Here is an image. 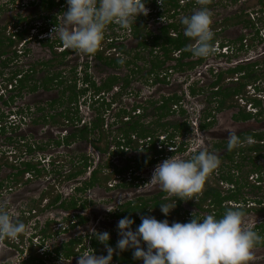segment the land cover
Here are the masks:
<instances>
[{"label":"rangeland","instance_id":"1","mask_svg":"<svg viewBox=\"0 0 264 264\" xmlns=\"http://www.w3.org/2000/svg\"><path fill=\"white\" fill-rule=\"evenodd\" d=\"M8 0H0V4L5 3ZM10 2L13 0H9ZM32 0H22V2H25V6L30 3ZM34 3L38 2L39 0H33ZM58 0H55L57 2ZM186 2V0H184ZM192 1V0H191ZM193 6L189 11L186 13H181L180 18L184 16L191 15L193 12L199 10L201 5L198 3V0H193ZM20 2V1H19ZM12 3V2H11ZM184 4V2H183ZM59 9L55 11L56 8L52 9V13L55 17H58L59 20H62L63 11L66 10V3L62 6H58ZM211 11L212 14V24H215V22L221 21L227 17H232L240 14V11H252L257 7V0H237L236 2L232 0H210V2L206 5ZM30 7L26 6L25 9L22 10L21 16H32L36 15L37 11L33 6ZM247 14V12H245ZM39 13V12H38ZM258 17L260 18L258 20ZM18 16L11 15L10 17V23L14 24L18 20ZM29 19L34 20L33 17H29ZM147 25L150 29L156 30L163 22H165V19H157L154 16H149L146 19ZM254 22H258L262 31L264 29V13L258 14V16H255ZM230 23H227V26ZM40 25H43L40 24ZM110 25L111 28H110ZM106 30L104 39L101 42L102 48H105L108 44V41L111 38H114L115 35L124 36V41L127 49H135V43L136 41H133L131 37L128 36L127 29L121 28L118 24L112 23L110 24ZM41 26H39L40 28ZM30 28V24L27 25L28 29ZM227 28L228 30H223V33L221 36L226 37V39H234L236 38L240 33L246 35L247 37L249 34L251 37L254 35V28H251L249 26H245L244 23H235L232 25H229ZM12 31V29H10ZM38 30H30L29 34L36 35ZM31 36V35H30ZM57 38L58 33H56ZM35 37V36H34ZM53 37V35H52ZM54 39V37H53ZM115 39V38H114ZM32 40H27L26 44ZM119 42V41H118ZM250 42V40H248ZM252 47L250 48V51H237V45L233 46L236 52V60H242L243 58H247L250 56H254L255 54L261 53L264 50V40L263 44L258 41V39L251 40ZM116 43V42H115ZM35 47L33 44L29 45ZM36 50V48H35ZM45 52V49H43ZM219 51V54L218 52ZM213 52L210 56L205 58V62L199 66L197 69L182 73V72H174L169 74L165 82H157L152 87H148L147 84L149 82H145L141 77L135 78L130 86L131 88L126 92L120 95L118 97L114 104L111 106L107 112H105V124H110L111 121H113V113L117 111L115 108H129L135 104V103H141L144 102V100L151 98L154 96V98H158L160 95L166 94V93H177L178 95H182L185 91L189 93V85H195V88L202 89V93L196 94L195 96H184L185 104H186V112L188 111V115H192L194 111V115L197 116L198 111L204 106V95L205 93H208L206 89H208L209 84L214 80V72L211 73V69L216 71L217 69H225L231 63H236L237 61L232 62L230 54L229 55H223L222 56V50H217ZM224 52V49H223ZM234 52V53H235ZM132 53H135V51H132ZM146 54L147 52L144 51ZM121 56L123 58L131 59L133 57V54L129 55L124 52H120ZM33 55V54H32ZM90 55V54H89ZM91 57H87L84 53H81L79 51H74L71 53L68 57H65L60 65H58L55 68V71L57 69H63V80L66 79L65 84L67 83V79H71L74 77V75L78 78L77 84L79 87H86V85L82 82V78L85 76V72L88 73L89 77L96 82L97 85L101 83V80H103L107 74H109L110 70H106L104 65L96 59L94 56L90 55ZM35 59V57H34ZM11 70H8V73L13 70L14 67V61H11ZM138 65H142L143 61H137ZM26 65V64H25ZM146 69L149 68L148 62L145 63ZM74 68V72L71 70ZM125 68L129 69L128 67H120L119 75H123L122 73ZM130 70V69H129ZM61 71V70H60ZM128 71V70H127ZM41 74L37 75L36 78L38 81L36 83H39ZM167 83V84H166ZM227 81L223 83L224 86L226 85ZM250 86H247V91L253 93L254 85L250 83ZM261 87H264V81L260 83ZM257 92V91H256ZM69 93V92H68ZM27 94V93H26ZM62 94L61 87L54 89L52 91L48 92H41L39 91L36 95H28L25 96L26 98L23 99V97H16L14 103H10L8 105L2 104L0 101V113L7 112L9 109L13 110V112H18V109H22V112H18L19 115H24L25 120H19L16 115V121H13L10 117H4L3 120H0V125L5 126L4 132L0 133V153L1 155L7 160V164H3L2 167H0V181H2L3 186L0 189V203H3L7 206V211L9 214L13 217L14 220H17L18 217L21 215V211L24 210V213H31L32 221L35 222L38 221L39 228H42L44 226V222L47 220H54L58 221L59 223H56L52 225L54 229L59 227H66L67 224L65 222V217L68 215L67 212H63L61 209H58L56 207L50 208L49 210H43V212H39V209H36L34 205V201H36L40 196V194L46 190H48L52 185L55 187L57 193H62L63 197L65 198H71V197H79V201L86 202L85 211H80L81 214L85 215V218L87 219V222L83 225L71 228L68 232L67 231H61L57 235H52L49 240H47L46 244L48 245V249H55L56 247L61 246L63 242L69 241V239H73L76 237H83V241L85 240L86 243H88L91 238L94 236V231L103 233L108 232L110 234V239H115L118 241V229L117 224L120 219L123 217H117L116 212L120 210V206L125 204L127 201L136 200L138 198L143 199H149L150 197L155 196L158 192L163 191L162 188L158 184L151 183V177L152 173L155 169V167L162 163L166 157L160 158L158 160L157 164H154L151 167L143 168L141 169L139 173L141 178L146 179L147 181L144 183H141L142 185L139 186H128V187H121V188H105L101 187L100 189H93L91 191H88L87 194L79 196L78 193L74 191V187H76L78 184V180H71L68 181L64 178L65 174L69 169L74 168V166L77 164L78 159L80 155L88 154L89 157L92 160V167L95 166V164L98 161V155L100 156V175H105V173H110L114 167H123L126 166L130 159H134L138 156H142V154H138L134 151H128L124 154H118V156H114L112 153L116 150V143L115 139L116 136L119 134L114 131V126L111 127L112 130H107V140L109 141L110 147L109 150H107V153L100 154L93 145L91 146L89 142H86L85 140H77L74 142H71L69 145L62 144L60 146H57L55 144V141L61 137L65 133H68V131L71 129L69 126L65 125H51V124H35L33 123V119L38 118L39 113L41 111H36V107L38 105H43L41 107H46L49 105V102L53 99H56L57 96L59 97ZM104 99L106 103H109V100L112 98V96L109 93H104ZM149 95V96H148ZM263 95V93H262ZM98 96L93 93L91 89H88L87 94L84 96L85 102L82 101V98L80 99L79 106H78V115L80 118H82V122L85 121V123H89L92 120H95L97 115V107L100 106V102H96L94 105V108L88 107V103L92 104L95 100H97ZM21 99H23V102H21ZM16 101H19L16 102ZM245 99L242 100V103H245ZM145 104V103H144ZM184 104V106H185ZM249 102H247L245 105L247 107V110H251L249 107ZM32 106L33 108L29 107ZM36 105V106H35ZM35 106V107H34ZM65 109H71L70 103H65L64 106H62V109H58L60 111H63ZM57 110V111H58ZM150 110V109H149ZM148 110V111H149ZM73 111V109H72ZM12 112V113H13ZM74 112V111H73ZM42 113H46L45 108L42 111ZM235 113V110H228L224 111L223 113H220L217 116V123L208 130L205 138H207L208 144L204 145L203 150H209L210 153L213 154L214 150L211 148L214 142H220V140H227L229 139L231 134H236L237 132L240 133L242 131L247 130H263L264 128V120H250L246 122H234L232 121V114ZM14 115V114H13ZM7 119V121H6ZM29 119H31L29 121ZM148 121H153L155 119L154 116H149ZM146 119V120H147ZM173 121H181L184 119V116L182 114L174 113L171 118ZM44 124V126H43ZM106 129L107 127L104 126ZM232 131L233 133H231ZM91 143L97 140V144L100 146H104L103 141L98 140V133L91 132L90 135ZM186 141L191 142L189 149L186 151L187 156L179 157L182 159H186L187 157H192L196 154V151L199 150L200 143L197 142V135L195 133H192V135H186ZM210 141V143H209ZM205 143V142H204ZM45 145L44 150H35L33 152H28L27 148L28 145ZM206 144V143H205ZM211 149V150H210ZM202 150V151H203ZM223 152V149L219 150V154L217 153V157L220 160L219 167H224V163L226 160L221 159L220 156ZM198 153V152H197ZM127 155L128 161H126L125 158L122 156ZM40 157L43 159L40 160ZM121 157V158H120ZM47 158L53 160V165L49 163V160ZM33 161V163L37 164V168L41 169L40 174H33L34 176L32 178L28 177V173L25 174L21 181L26 182H20L15 183V179L13 176V173L17 171L19 168H23L22 162L23 161ZM42 161V162H41ZM110 163L111 167L107 168V164ZM261 164L264 165V160H261ZM109 165V164H108ZM106 166V167H105ZM218 167V168H219ZM217 168V169H218ZM130 171V170H129ZM219 170H217L218 172ZM63 172V173H62ZM216 172V173H217ZM83 176V175H82ZM79 176V177H82ZM210 176V175H209ZM208 176V177H209ZM128 178V175H127ZM256 179L255 174L250 175L251 179ZM20 179V177H19ZM81 179V178H80ZM114 179L116 177L114 176L112 180L109 182L114 184ZM254 180H248L249 182L253 183ZM118 181V180H117ZM107 186V185H106ZM264 186V184H263ZM12 187V189L10 188ZM57 187V188H56ZM111 189V190H108ZM54 193V192H53ZM244 198L249 201H255L258 199L264 198V195L261 191L255 190L252 188V186L245 187ZM173 194L167 193L163 198L169 199L172 197ZM51 197V195H50ZM48 200L47 198H45ZM42 202L43 205L46 203V200ZM199 200V194H195L193 198V203H196ZM174 203V202H173ZM151 204V202H149ZM193 205V204H192ZM188 205L187 203H183L181 207V212L179 216H171L176 219H182V217L186 218L187 216H190L191 214L195 215H205V212H198L197 208L193 205ZM152 211V210H151ZM254 212V211H253ZM249 212V214H245L244 216V223L243 227L245 228H251L256 224H259L261 222L264 223V212L255 211ZM186 213V214H184ZM34 215V216H33ZM154 216V215H151ZM155 217V216H154ZM181 217V218H179ZM167 219V217H162L161 221ZM18 221V220H17ZM31 221V222H32ZM23 222V221H22ZM26 225V230L24 232V236L21 239L23 241L24 246L26 247L28 243L30 242L29 236L32 235L34 232L32 230L33 225L30 223V220L28 221ZM57 226V227H56ZM136 229V228H135ZM133 229V230H135ZM39 231V229H38ZM67 232V233H66ZM16 240L11 239H0V264H20L19 261L22 257L20 253V248H22V245L20 242L18 245H16ZM16 246V248H15ZM253 259L248 262V264H260L259 261H261L262 254L264 256V250L261 247H254L253 248ZM99 255V254H96ZM79 256V255H78ZM58 259H45L46 264H77V256H73L69 259H66L63 257V255L58 256ZM258 262V263H257ZM143 264V262H141ZM264 264V263H261Z\"/></svg>","mask_w":264,"mask_h":264},{"label":"trees","instance_id":"2","mask_svg":"<svg viewBox=\"0 0 264 264\" xmlns=\"http://www.w3.org/2000/svg\"><path fill=\"white\" fill-rule=\"evenodd\" d=\"M182 0H164L163 5L157 4L156 0H147L146 8L149 6L151 7V13L145 15H140L136 18L135 23L131 24V26L128 28L130 29L132 35L135 38H138V44L135 49H125L123 46L117 47V50L124 52L126 54H133V57L131 59H125L123 64H120L118 61L121 60L118 56H105L102 52H97V50L92 53L95 55L96 59L102 60L103 64L112 66V67H121L122 65L125 67H129L130 72L132 73V76L130 74L125 75L124 77L119 76H112L106 81H103L101 85H97L94 80H92L88 73L85 72V76L82 78V82L84 84H87V87H79L77 84L78 78L74 75L71 79H67L68 84H64L66 79L63 80V75L58 74L54 75L49 78V81L53 82L54 79H58V85L64 86V90L62 93L64 94V91L67 90L69 93L67 94L66 102L70 103L71 109H65L63 111H56L53 113H43L42 119L43 122L46 124L51 125H72L73 130L68 135L63 136L55 141L57 146H60L62 144L69 145L71 142L77 141V140H87L88 135L91 132H98V135L100 136L101 140L104 143V146H100L97 144V140L92 142L91 144L98 149L102 153H107V150H109L110 144L107 140L106 132L107 130H112L111 127L116 125V128L114 129L115 132H117L119 135L116 136L117 139H115L116 143V150L113 151V155L118 154H124V150L121 149V146H125L128 149L132 150H139L142 152H146V155H144L141 158L134 159V164L128 163L127 166L118 168L114 167L110 173H105V175H100L99 170H94L92 173L91 178L87 182H82V185H77L75 187V192L83 193L86 188H91L96 186L97 184L101 185L102 187H107L106 185L112 178L116 175H120V182L122 187H128V186H137L139 184H136L139 180V177H136L133 175V172L135 173L137 170H141L143 168L151 167L154 164L158 162V159L161 155H165V149L159 148L160 145H164V141L160 140V136L166 135L167 141L172 140L174 138L179 139L181 135H185L190 133V126L186 122L180 123L176 120L170 119L171 116L176 112L173 109V105L179 103L182 101V96L178 95L177 93H174L170 96H162L160 99H150L145 102V104H137L135 103L131 110H128L124 107L117 108V111L113 113V121L110 122L108 127L105 129V112L110 109L111 103H106L104 98L103 101H101L100 106L97 107V115L95 120L91 121L90 125L85 124V126H82V128H79L77 123H80L81 118L78 115V100L81 98L84 94H86L88 89H91L94 94H100L101 92L105 91L108 92L112 89L113 85L115 83L120 82V90L115 96H113V103L115 100L120 97L121 94L126 93L127 89L130 88V84L133 78H137L138 73L143 74L145 71L146 73L142 76L145 81H148L150 76H153V81H163L165 82L166 76L173 71H180L184 72L186 70L193 69L195 66L201 64L202 61L205 60V58H198L192 55V53L187 49V46L192 44L194 45V40L191 38H187L184 35V26L181 24V18L179 17L181 13H186L191 9L193 6L194 1L187 0L184 2V4L181 2ZM236 2L237 0H232ZM66 2V0H62L61 3ZM46 3H48V6L46 8H51L55 4V0H46ZM60 2L58 3V5ZM257 4L261 6L260 11L264 12V0H257ZM245 11V10H244ZM244 11H240V14L232 17H227L221 21L215 22V24L211 25V28L213 30L219 28V27H228L229 25L235 24V23H244L245 26H252L254 27V22L252 21L251 17L248 14H245ZM190 15V14H189ZM188 15V16H189ZM149 16H154L158 20L159 19H165V22H163L158 28L155 30H152L148 27L146 19ZM187 16V15H186ZM227 23H230L227 26ZM112 25H110L111 28ZM30 33V28L25 29L21 32L17 33V38L14 39L12 36L9 38L10 43L5 45V43L2 41V38H0L1 43L3 44L0 51L4 52L7 49L11 48L14 43H19L24 38H26ZM4 34V33H2ZM215 34V32H214ZM244 35H241L239 38L235 39L234 41L237 44H239V49H243V39ZM261 40L259 37V31H255V37L253 39ZM218 38L217 35H214L213 45L215 42H217ZM252 40V38H251ZM230 42V41H229ZM48 44V43H47ZM229 44V43H228ZM223 45V43H222ZM115 46V43H109L108 47L113 48ZM99 48V47H98ZM132 51H135V53H132ZM144 51L147 53L145 54ZM66 54V53H65ZM196 58V59H193ZM143 61L144 63L142 65H138L137 61ZM149 64V68L146 69L145 63ZM174 64H169V63ZM260 66V63H240L235 68H229V69H221V72L217 75V79L209 86L208 93H205L206 99L209 102V105L217 106L218 109H223L226 107H229L232 105V103L237 101V98L240 96L242 98L248 97L249 101H251V105L255 108H259V112L257 113L259 117L263 118V108H262V100L257 97H250L247 95V89L246 87L253 83L255 80H257L258 72H262ZM263 69V68H262ZM74 72V68L71 70ZM214 70H212L213 72ZM3 72H0V79L4 78ZM18 72H14L12 75H10L9 78H5L6 80H9V82H13L14 78H16ZM229 74H238V85H235L234 87L224 86L223 83L229 76ZM216 76V75H215ZM140 77V76H139ZM28 75H25V79L27 80ZM19 86H18V93L17 94H11L7 96H0V101L2 104L8 105L10 103H14V100L16 97H20V90L21 88L26 86V82L23 81V79L19 78ZM48 80H44L41 85L46 86L47 88ZM34 86L30 87L31 90H34L38 87V83H34ZM217 87V89H216ZM190 92L192 95L199 94L202 92V89L199 90L195 87L190 86ZM15 91V89L13 90ZM237 96V98H236ZM63 98V97H62ZM100 98V97H99ZM58 102L60 104H63V100L59 99ZM96 102H100V100H95L94 103L90 104V107L93 109ZM55 102H53L51 105H54ZM44 108L38 107L37 111H43ZM73 109V111H72ZM140 109V112L135 115L137 110ZM150 109V110H149ZM149 110V111H148ZM10 113L13 112V110H9ZM22 109H18V112H22ZM16 112V113H18ZM186 111L183 108H180L179 113L184 114ZM211 114V111H208L204 115V119L206 120L208 116ZM154 116L155 119L153 121H148L149 116ZM248 115H252V111L248 112ZM5 117V114L2 112L0 113V120H3ZM170 117V118H169ZM147 119V120H146ZM34 121V120H33ZM36 121V120H35ZM209 124L205 123L202 125V128H206ZM5 126H0V133L4 132ZM3 130V132H2ZM167 133V134H166ZM135 136L136 138L133 139L132 136ZM264 134L263 133H250L246 135L245 137H239L240 140H247L249 139L250 142H247V146L245 148V155L246 156H253L257 154L256 157L264 156V147H260V143L262 141V144H264ZM251 137L256 138V141L251 139ZM149 139L148 141H146ZM100 140V139H99ZM145 142L143 146L140 145V142ZM45 145H28L27 151L33 152L35 150H44ZM180 150H183V147H180ZM230 151V150H229ZM191 159V158H189ZM88 158L85 154L80 155L77 164L72 168L71 170L67 171L64 176L65 179L71 180L76 179L79 176H82L85 171L87 165ZM7 160L0 154V167L3 166V164H7ZM54 162L51 164L53 165ZM23 168H18L15 173H13L14 179L16 180L15 183L20 182H26L21 181L22 178L26 173H30L32 177L37 174H40L41 169H38L37 164L33 163V161H23L22 162ZM110 167V165L107 166V168ZM130 169L132 170V173L130 177H128L129 180H127V174ZM258 171L261 173L262 169H258ZM254 172V171H253ZM63 173V172H62ZM20 177V179H19ZM209 180H206L204 187L202 189L203 196L201 197V202H196V204L199 207H202V205L208 201V199L211 197L213 198V202L220 205L222 201L228 200V201H235V203L240 202V196L243 194L242 187H246L245 185H239V180L236 181L235 184H238L236 189L233 192H230L227 196H223L221 191L219 190V180L214 179L213 181L210 180V177H208ZM20 181V182H19ZM3 186L2 181H0V188ZM119 186V185H117ZM252 188L255 190L263 191L264 188L258 184H251ZM56 189L52 185L48 190L42 192L40 194V197L34 201L36 204L34 207L36 209H39V212H43V210L50 209L53 207H56L58 209H61L62 211H69V210H81L86 207V202L84 203L79 201V197H71V198H63V195L61 193L55 194ZM54 192V193H53ZM167 192H161L160 194H157L153 197H150L149 199H143L138 198L136 200L128 201L127 203L120 206V210L116 212L117 217H130L132 218L135 223L132 227L139 226L141 223V216H151L154 215L157 220L161 221L164 214L160 210V204H166L169 207H173L176 203V206L170 211L169 215L171 216H179L181 212V204L184 200H180L179 198L176 199V196L170 197L169 199H162V196H164ZM51 195V197H50ZM195 196V194H194ZM193 196V198H194ZM47 198L48 200H46ZM44 199L46 200V203L43 205ZM245 200V199H244ZM264 198L258 199L257 201L262 202ZM151 201V204L149 202ZM175 201V202H174ZM189 203L193 204L192 199L187 200ZM192 201V202H191ZM174 202V203H173ZM211 204V203H209ZM152 210V213L149 211ZM225 211L229 209V207L224 208ZM234 209H242L244 213L248 211L246 207H234ZM168 215V221L171 224L172 222H180V223H187L190 222L191 218L186 219L182 217V219H176L174 217H169ZM34 216V215H33ZM75 218V219H74ZM181 218V217H179ZM197 218V217H196ZM77 219V220H76ZM65 222L67 224L66 227H59L54 229L52 225L56 224V221L53 220H47L44 223V227L41 228L39 231V242L37 245H34V243H31L29 246L26 247V250L21 249L22 253H25L22 256V260L20 261V264H45V259H52V258H58V256L63 255L64 258L69 259L73 256L82 255L84 250L83 245V239L82 237H76L73 239H69L67 242L61 243L62 245L59 247H56V249L52 251L45 250V244L46 240H49V238L54 234L57 235L61 231H67L68 228H73L77 224L85 223L87 219L78 213H74L73 217H65ZM76 220V222L71 223L72 221ZM24 223V221H23ZM252 230L256 231L261 237H264V225H256L252 228ZM21 236V235H20ZM20 242L21 239H20ZM91 246L93 250L95 251V254L99 255H106V248L105 245L100 243L95 237L90 239ZM23 244V243H21ZM81 245L80 249H77V247ZM108 245L115 248L116 241L115 239H109ZM264 246V241H261L256 244L255 247H261ZM54 254H57L55 257L52 256V252ZM131 249L121 252L119 254H114L113 259L118 260L121 264H135L139 260H134L132 256Z\"/></svg>","mask_w":264,"mask_h":264},{"label":"clouds","instance_id":"3","mask_svg":"<svg viewBox=\"0 0 264 264\" xmlns=\"http://www.w3.org/2000/svg\"><path fill=\"white\" fill-rule=\"evenodd\" d=\"M156 2L162 6L164 0H156ZM181 2L185 1L182 0ZM209 2L210 0H198L201 5L199 10L181 18V24L184 26V35L194 40V45H188L186 50L190 51L195 57L206 58L213 52L221 51L224 47H227V52L225 53L222 50L221 54L222 56L231 55V47L227 42L222 45V41L218 39L214 45L212 43L215 34L211 28L212 14L210 9L206 7ZM146 3L147 0H66V10L63 11L62 22L54 26L51 34L53 32L58 33L59 40L66 49L92 54L100 46L104 39L105 30L110 24L116 23L121 28L128 29L131 24L135 23L138 16L150 14L152 11L151 7L148 6L146 8ZM260 9L261 6L257 4V7L252 11H246L253 22L255 16L264 13ZM249 27L254 28L253 37H255V31H259L261 40L258 41L263 44L264 29L262 31L258 22H254V27ZM38 28H35V30ZM245 37L247 40H243V49L251 48V38L253 40V37L250 34L248 37L246 34ZM25 40L27 41L28 39L25 38ZM25 40H22L23 44L26 42ZM236 45L237 50H239V44ZM217 52L219 54V51ZM118 62L123 64L124 60L121 59ZM5 78L9 77L4 76V78L0 79V87L7 89L9 83L15 84L13 80V82H9ZM141 78L143 79V77ZM153 78V76H150L148 81L143 79L145 82H149L147 84L148 87H150L151 83L162 82H154ZM249 86L251 89V85ZM12 89L13 87L7 89L0 96H6L8 91ZM247 95L252 98H260L261 100L264 98V95H256L254 91L251 94L247 91ZM181 96L184 98L183 94ZM147 100L137 104H144ZM240 102H242V99ZM184 104L183 99L177 103L178 106L182 105V108L185 109ZM252 107L249 104L248 108L254 111ZM9 110L5 112L6 117H15L16 115L19 120L25 118L24 115H19L16 112L10 113ZM139 112L140 109L133 114L137 115ZM176 112L178 113L177 110ZM80 123L76 122L78 126ZM162 136H160V140L166 141L167 137L165 135ZM240 144V138L234 133L231 134L228 140V149L232 150ZM164 149L167 150L165 143ZM42 159L40 157V160ZM48 160L49 163L53 162L52 159L48 158ZM219 164V158L206 150L199 151L191 159L187 160L172 156L155 167L150 182L158 184L163 191L175 195L176 199L187 201L203 189L209 174L216 170ZM118 176H115L116 179L119 178ZM28 177L32 178V175L28 173ZM255 177V180L251 178V180H254L253 184L263 186L264 176L262 177V173L255 174ZM109 184L111 183L108 182L107 188H115L116 183L112 186ZM10 188L12 189V187ZM175 206L176 203L173 207L160 204V210L164 216H168ZM6 209L7 206L0 203V239L16 240V245H18L20 243L19 238L24 236L25 224L30 220V223L34 224L32 228L34 232L29 236L30 242L27 246L31 243L37 245L41 229L38 226V221H32L31 213H24V210L21 211L18 221L14 220ZM78 212L75 211V213ZM83 216L85 217L84 214ZM244 216L245 213L242 209L231 208L227 209L219 218L215 214H208L203 218L193 217L187 223L172 222L170 224L167 219L160 221L154 216H141V223L135 230L132 229L135 221L126 216L118 221L119 239L115 248L108 245L110 239L108 232L99 233L94 231L95 238L105 245L107 254L96 255L95 251L89 248L88 251L78 256L77 264H112L114 263V254H119L129 249L133 250V259L142 261L143 264H248L253 259V248L257 243L264 241V237H261L252 229L243 227ZM56 222L59 223L58 221ZM21 245L20 253L23 256L25 253H22L21 249L26 250L27 246L25 247L24 243ZM22 259L21 257L20 261Z\"/></svg>","mask_w":264,"mask_h":264},{"label":"flooded vegetation","instance_id":"4","mask_svg":"<svg viewBox=\"0 0 264 264\" xmlns=\"http://www.w3.org/2000/svg\"><path fill=\"white\" fill-rule=\"evenodd\" d=\"M61 1L62 0H58L57 2H55L57 4H55L51 8H46L48 6V3H46V0H39L37 3L36 2L34 3V1L32 0L26 6H28L30 8L33 6V8H35V10L37 11L36 15L29 16L30 18L33 17L34 20L29 19V17L27 15L26 16H21L20 15L22 10L26 8L25 2H22V0H13V1H11L12 3L8 0V1H6L8 3H5V5H3V3L0 4V38H2V41L5 43V45L6 44L8 45L10 43V39L9 38L11 36H12V38H17V33L25 30L27 28V25L30 24V30H35V28H38L39 26H41L40 28L37 29L38 33L36 35L29 34L26 37V39L32 40V41H30V42H28L26 44L27 41L24 38L23 40L26 41L24 44H23V41H20L17 44L14 43V45L11 48L7 49L6 51H4V52L0 51V72H3L2 74H4L5 76H8V77H10V75H12L14 72L15 73L16 72L19 73V74H17L16 78H14V80H13L15 82L14 87H13V89L11 91H8V95H11V94L15 95V94L18 93V86H19L18 79L19 78L23 79V81H25L27 83L26 86L21 88V90H20V97H23V99L26 98L25 96H27V94L28 95H36V94L39 93V91H41L43 93L44 92H48V91L50 92V91H52L54 89H57L59 87H61L62 91L64 90V86L63 85L65 83H63V85L60 86V85H58V79H54L53 82L49 81V78L51 79V77H53L54 75L58 76V74H62L63 73V71H62L63 69H59V70L57 69V71H55V68L58 65H60L61 63H63L62 60L65 57H68L74 51H77V50H73V49L64 48L62 43L60 42L59 38H57L56 32H53L51 34L52 29L54 28V26L56 24L59 25L62 22V20H59L58 17H55L53 15V13H52V9L53 8H56L55 11H57L59 9V7H58L59 5L63 6L66 3V2L61 3ZM59 2H60V4L58 5ZM11 15H16V16L19 17L18 20L16 21V23H14V24L10 23ZM42 23H43V25H40ZM10 29H12L11 34H10ZM223 30H228V29L224 28V27H219V28L213 30V32H215V34L217 35V38L219 40H221L222 43H224V42L229 43V45L231 47V52H232V54L230 55L231 60H232V62L237 61L236 63H231V65L226 67L225 69L235 68L240 63H247V62L248 63H260V66L263 69L260 68L262 72H258L257 75H258L259 78L252 83L254 85V88H252V89L254 90L256 95H262V93L264 95V87L260 86V83L262 81H264V50L261 53L255 54L254 56L243 58L242 60H238V59L236 60V52H235V49L233 48V46H236L237 43L231 42V41H234L235 39L239 38L241 36V33L234 39H226V37L221 36V34L223 33ZM127 31H128V36L131 37V39L133 41H136L135 47H137L139 39L135 38L132 35L130 29H127ZM13 32H15V33H13ZM2 33H4V34H2ZM52 35H53L54 39H53ZM114 38H111L108 41V44L116 42L115 46L113 48L108 47V44L106 45L105 48H102V46L100 45L98 50H97V52H102L103 55H105L106 57L107 56H115V57L118 56L121 59L125 60V58H123L121 56V54H120L121 51L117 50V47H120V46H123L125 49L127 48L125 46L126 44L123 43L125 37L122 36V35H120V37L118 35H115ZM243 40H247L246 37H244ZM31 44H33L35 47H33V46L29 47V45H31ZM2 45L3 44L0 41V49H1ZM247 45H248V43H247ZM35 48H36V50H35ZM43 49H45V52L43 51ZM237 51H250V47H248V49H241V50L239 49ZM85 55L88 58L91 57L90 55L95 57V55H93V54H90V55L89 54H85ZM34 57H35V59H34ZM126 59H128V58H126ZM193 59H196V58H193ZM11 61H14L16 63H14L13 70L8 73V70H11V67H10L11 64H12ZM99 61L102 63V65H104L106 70H110L109 71L110 73L107 74L106 77L103 80H101V83L99 85H101L103 83V81L108 80L109 78H111L114 75L119 76V77H124L125 75L130 74L132 76V73L127 68H125V70L122 71V73H124V74L121 76V75L118 74L119 73V71H118L119 69L118 68H120V67L108 66V65L103 64L102 60H99ZM204 62H205V60L202 61L201 64L195 66L193 69L186 70L184 72L187 73V72L193 71V70L197 69L199 66H201ZM169 64H174V63L172 62V63H169ZM121 67H125V66L122 65ZM212 70L213 69H211V73L214 72V76L215 75L216 76H215L214 80L209 84V86L217 79L216 77L221 72V68L217 69L216 71H213V72H212ZM174 72H176V71L170 72V74L174 73ZM184 72H182V73H184ZM145 73H146L145 71L143 72V74L138 73L137 78H139V76L141 77V75L143 76ZM39 74H41L40 75L41 77H40V81L38 83V87L36 89H34V90H31L30 87L34 86L33 84L36 83V81H38L36 76L39 75ZM25 75H28L27 80L25 79ZM134 79L135 78H133L132 81ZM44 80H48V82H50V84H48L47 88H45L46 86H42L41 85V83ZM226 81H227L226 85L231 87V88L234 87L235 85H238V83H239L238 82L239 81L238 80V74H229V76L227 77ZM85 85L87 87V84H85ZM153 85L154 84L151 83L150 87H152ZM190 86L195 87V85H189V88H190ZM130 88H131V86H130ZM14 89H15V91H13ZM198 89L201 90L200 88H198ZM216 89H217V87H216ZM119 90H120V82H117V83H115V85H113V87H112V89L110 91H108V92L103 91L100 94H96V96H98L97 100L99 99L100 103H101V101H103V98L105 96L104 92L105 93H109L112 96V98L109 100V103H111V106H112L114 104L112 102V101H114L113 100V96H115V94H117L119 92ZM200 93H202V92H200ZM67 94H68V91L65 90L64 94L62 93L59 97L57 96L56 99L51 100L49 102V105L44 107L46 113H53L54 114L58 109H62V106H64V104L67 103L66 102ZM86 94H87V92H86ZM86 94H84L81 97L83 102H85L84 96ZM182 94L184 96H186V95L189 96V94H190V96H195V95L191 94L190 89H189V93L187 91H185ZM170 95H172V94L166 93V94L160 95L158 98H154V96H152L151 98H148V100H150V99H160L162 96H170ZM206 98H207L206 95H204V106L200 109V111H198L197 116H195L193 114L194 111H193L191 116L188 115V111L185 112L184 114H182L184 116V119L179 121V122L180 123L186 122L187 124H189L190 133L185 134V135H181L179 139L174 138L172 140L164 141L165 148L167 150L165 151L166 154L165 155H161L160 158L166 157L168 159V158H170L172 156H179V157H184L185 158L187 156L186 151L189 149L190 144H191V142L186 141L185 138H186V135H189V134L192 135V133H195L197 135V142L200 143L199 150L196 151V154H197V152L202 151L203 148H204V145L208 144L207 138H205V137H207L206 134H207L208 130H210L217 123V116L220 113H223L224 111H228V110H233L234 111L235 110V113H233L232 116H231L232 121H234V122H246V121H250L252 119L253 120H259V121L264 120V117L261 118L257 114L259 112V110H258L259 108H255L253 106L252 109H254V111L253 110H249V109L247 110V107H246L245 104L247 102H249V103L251 102V101H249L248 97L242 98L240 96L239 98H237V96H236L238 103L234 102V103H232L231 106L223 108V109H218L217 106L214 107V105H209V102L207 101ZM23 99H21V102H23ZM59 99H62L64 101L63 104H60L58 102ZM80 99L78 100V103H81ZM241 99L242 100L245 99V101H247V102L241 104L240 103ZM185 101L186 100L183 98V103H185ZM14 102H15V100H14ZM16 102L19 103V101H16ZM53 102H55L54 105H51ZM182 105H179V106L177 104L173 105L174 110L178 111L177 114H179V111H180V108H182ZM41 106H43V105H38L36 107V111H37V108L41 107ZM111 106H110V108H111ZM29 107L33 108L31 105ZM88 107L90 108V104L89 103H88ZM185 107H186V104H185ZM262 108H263V113H264V98H262ZM115 109H117V108H115ZM127 109H129V108H127ZM58 111H60V110H58ZM185 111H186V109H185ZM208 111H211V114L205 120L204 119V115ZM249 111H252V115L251 116L248 115ZM42 114L43 113L41 111L39 113V115H38L39 117L33 119L34 120L33 123H35V124L44 123L43 119H42ZM22 120H25V118H23ZM30 120L31 119H29V121ZM90 123L91 122L85 123V121H83V122L80 123L79 128H82V126H85V124L90 125ZM205 123H207L209 125L206 126V128H204V127L202 128V125H204ZM44 124H43V126H44ZM105 126L108 127V124H105ZM69 127H71V129L68 131V133H65L63 136H66L70 132H72V130H73L72 125H69ZM115 128H116V126H115ZM230 132L233 133L232 131H230ZM258 132L264 134V129L263 130H257V131L247 130V131H242L240 133L237 132L236 135L238 137H241V136L245 137L246 135H248L250 133H258ZM95 133H98V132L96 131ZM89 135H88V139L85 140V141L89 142L90 145H91V141H89L90 140V138H89L90 136ZM132 138L135 139L136 137L133 135ZM99 139H100V136L98 137V140ZM251 139L256 141V138H254V137H251ZM228 140L229 139L220 140V142H217V143L214 142L213 145L211 146V148H213V150H214V152H213L214 155H217V153L219 154V150L223 149V152L220 153L221 154L220 158L226 160V162L223 164L224 167H219L218 169L214 170L212 173L209 174L210 175L209 176L210 180H212V181L214 179L219 180V186H220L219 190L221 191L223 196H227L230 192H233L236 189L238 184H235V183H236L237 180L242 182L239 185H244V184L246 185L247 184L246 182H248L249 184H247L246 187L247 186H251L252 183L248 181V180L251 181V179H249L250 175L259 174L258 169H262V171H261L262 177L264 176V165L261 164V160H264V156L260 155L259 157H256L257 154H255L253 156H249V155L246 156L245 155L244 151H245V148L247 146V142H250V140L249 139H247L245 141L241 140V144L238 145L237 147L233 148L230 151H229V149L227 147ZM146 141H148V140H146ZM145 142L141 141L140 145L143 146V144ZM209 143H210V141H209ZM162 146H164V145H162ZM180 147H183L182 151L180 150ZM260 147H264V144H262V141L260 143ZM168 148H172V149L169 150ZM121 149H123L125 153L128 152V151H134V152H137L138 154H142V156L136 157L137 159L143 157L144 155H146V152H142V151H139V150L128 149L127 147H125L123 145L121 146ZM96 150L100 154H105V153L100 152L98 149H96ZM206 151L209 152V150H206ZM86 156L88 158V161H87L88 167H86V171L83 174V176L77 178V180H78L77 184L78 185H82V182L84 183V182L89 181V179L91 178L92 173H93L94 170H99L100 171V167H101V166H99V163H100V158L99 157L100 156L99 155L97 156L98 157V161L95 164V166L93 167V169H91V167H92L91 158L89 157L88 154H86ZM116 156H118V155H116ZM122 157L125 158L126 161L129 160L127 155H124ZM179 157H177V158H179ZM136 158H134V159H136ZM160 158L158 160H160ZM189 158H191V157H187L186 160L189 159ZM134 159H130L131 161H129V163L130 164H134V162H133ZM108 164L110 165V163H108ZM108 164L106 166H108ZM127 165H128V163L126 164V166ZM110 167H111V165H110ZM123 167H125V166H123ZM118 168H122V167H118ZM69 170H71V169H69ZM132 170H134V169H130V171L128 173H126L128 175V177H130V175L132 173ZM217 170H219V171L217 172ZM139 171L140 170H137L135 173L133 172V175H135L136 177H139V180L137 181L136 184H139V186H141L142 185L141 183H144L147 180L140 177L141 175L139 173H137ZM118 177L120 178V175ZM119 178H117L118 181H117V179L115 180V183H116L115 188H121L122 187ZM71 180H76V179H71ZM71 180H68V181H71ZM127 180H129V179L127 178ZM207 180H209V179L207 178ZM117 185H119V186H117ZM101 187L102 186L100 184L99 185L97 184L94 187L86 188V190L83 193H79V192H77V193H78L79 196H81V195L83 196V195L87 194L88 191H91V190L97 189V188L100 189ZM104 188H105V190L107 189V187H103V189ZM262 188H264V187L262 186ZM244 189H245V187H242V191H244ZM108 190H111V189H108ZM74 191H75V187H74ZM54 192H55V194H57V191H54ZM161 192H164V191H161ZM161 192H158L157 194H160ZM262 193H263V191H262ZM197 194H199V200L197 202H201L202 201L201 197L203 196L202 190L200 192H198ZM263 195H264V193H263ZM164 196H162V199H164L163 198ZM174 196L175 195H173L172 197H174ZM244 199H245L244 195L243 196L241 195L239 203H235V201H231V200L230 201L224 200V201H222V203L220 205H218L215 202H213L212 201L213 198L210 197L208 199V201H206L202 205V207H199V206H197L196 204L193 203V205L197 208L198 212H200V213H201V211L205 212V215H201V214L200 215H195V214L193 215V214H191L190 216H187L186 219H189V218H191L193 216H195L197 218H203V217L207 216L208 214H215L217 216V218H219V217H221L224 214V212H225L224 208L225 207H227V208L229 207L231 209H234V207H246L248 209V211L245 213L246 215L249 214V212H253V211L254 212L255 211H260V212L263 211L264 212V200L262 202H259L257 200L251 202L249 200H246V199L244 200ZM192 201H193V198H192ZM84 203H85V201H84ZM183 203H187L188 205H192V203H189V201H183L181 206L183 205ZM209 203H211V204H209ZM84 209L85 208H83L81 210H77L76 212L79 211L78 214H81L80 211L83 212V211H85ZM149 211L152 213V211L150 209H149ZM63 212H67L68 215L66 217L69 218V217H73V215L75 213V210L72 209V210L63 211ZM184 214H186V213H184ZM76 220L72 221L71 223H74V222L77 223ZM85 223L77 224L75 227L83 225ZM261 224L264 225L263 222H261L259 224H256V225H261ZM256 225H254L253 227H255ZM137 227L138 226L132 227V229H135ZM253 227H251L249 229H252ZM70 229L71 228H68L67 232ZM82 239H83V237H82ZM88 241H89L88 243H86L85 240L83 241V245L85 247L84 250H83V253L88 251L89 248L93 249L92 246H91L90 240H88ZM116 243H117V241H116ZM80 246L81 245H79L77 247V249H80L81 248ZM261 248L264 250V246H261ZM45 250H47V252H48V251H52L54 249H52V248L48 249V245L46 244ZM54 252L55 251L52 252L53 253L52 256L55 257L57 254H54ZM77 257H78V255H77ZM58 258H56V259H58ZM113 261H114V263H112V264H121L118 260L113 259ZM141 262L142 261H138L135 264H141ZM259 263L260 264L264 263L263 254H262L261 261H259Z\"/></svg>","mask_w":264,"mask_h":264},{"label":"built area","instance_id":"5","mask_svg":"<svg viewBox=\"0 0 264 264\" xmlns=\"http://www.w3.org/2000/svg\"><path fill=\"white\" fill-rule=\"evenodd\" d=\"M223 49H224V52L226 53V52H227V47H224ZM223 49H222V50H223ZM0 85H1V83H0ZM12 87H14V84H12V83L10 84V83H9L8 86H7V89H11ZM7 89H5L4 87H0V95L4 94V93L7 91ZM12 120H13V121H16V118L13 117ZM162 137H163V136H162ZM162 137H161V138H162ZM147 140H149V139H147ZM159 148L163 149L164 146L160 145ZM168 149L171 150L172 148H168ZM47 160H48V158H47ZM114 183H115V181H114ZM109 185L112 186L113 184L111 183V184H109Z\"/></svg>","mask_w":264,"mask_h":264},{"label":"water","instance_id":"6","mask_svg":"<svg viewBox=\"0 0 264 264\" xmlns=\"http://www.w3.org/2000/svg\"><path fill=\"white\" fill-rule=\"evenodd\" d=\"M264 123V122H263ZM264 128V127H263Z\"/></svg>","mask_w":264,"mask_h":264}]
</instances>
